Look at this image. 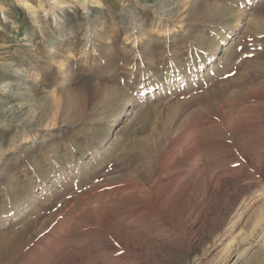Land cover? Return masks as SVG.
I'll use <instances>...</instances> for the list:
<instances>
[{"label":"rangeland","instance_id":"374dc122","mask_svg":"<svg viewBox=\"0 0 264 264\" xmlns=\"http://www.w3.org/2000/svg\"><path fill=\"white\" fill-rule=\"evenodd\" d=\"M62 1L0 0V264H264V0Z\"/></svg>","mask_w":264,"mask_h":264},{"label":"bare ground","instance_id":"6f19581e","mask_svg":"<svg viewBox=\"0 0 264 264\" xmlns=\"http://www.w3.org/2000/svg\"><path fill=\"white\" fill-rule=\"evenodd\" d=\"M49 1H51L52 2V4H55L56 6H61V5H63L64 4V2L62 1V0H49ZM85 1V0H84ZM26 4V3H25ZM28 6V5H27ZM29 9H31V8H29ZM240 24V23H239ZM242 25V24H241ZM240 25V26H241ZM239 25L238 24H235V26L234 27H238ZM132 112V111H131ZM117 115V114H116ZM117 125V123H116V121L115 120H113V124H112V126H111V129L114 131L115 130V126ZM111 130V131H112Z\"/></svg>","mask_w":264,"mask_h":264}]
</instances>
